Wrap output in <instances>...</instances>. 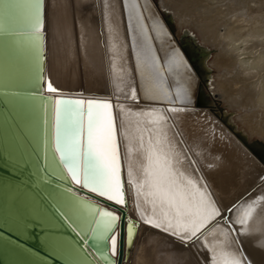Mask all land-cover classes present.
<instances>
[{
	"label": "bare ground",
	"instance_id": "obj_1",
	"mask_svg": "<svg viewBox=\"0 0 264 264\" xmlns=\"http://www.w3.org/2000/svg\"><path fill=\"white\" fill-rule=\"evenodd\" d=\"M163 5L170 17L153 0H45V91L112 104L128 214L139 223L123 264H264V164L242 141L264 148V58L249 67L230 45L234 32L245 50L264 48L255 29L264 10L242 0ZM190 32L221 48L204 49L205 81L181 48H192ZM173 50L182 64L169 63ZM206 88L217 101L204 100Z\"/></svg>",
	"mask_w": 264,
	"mask_h": 264
},
{
	"label": "water",
	"instance_id": "obj_2",
	"mask_svg": "<svg viewBox=\"0 0 264 264\" xmlns=\"http://www.w3.org/2000/svg\"><path fill=\"white\" fill-rule=\"evenodd\" d=\"M37 21L40 28L33 35ZM44 25L45 0H0V264H105L96 249L110 254V243H82L76 234L86 226L90 206L120 217L117 258L109 255L108 264H123L139 225L128 214L126 196L125 205H115L80 188L84 208H73L69 179L53 159L54 101H110L45 91ZM181 48L205 81L208 52L194 41L192 48L186 43ZM242 141L264 164L263 146ZM121 180L124 188L122 170Z\"/></svg>",
	"mask_w": 264,
	"mask_h": 264
},
{
	"label": "snow or ice",
	"instance_id": "obj_3",
	"mask_svg": "<svg viewBox=\"0 0 264 264\" xmlns=\"http://www.w3.org/2000/svg\"><path fill=\"white\" fill-rule=\"evenodd\" d=\"M39 28L37 21L33 25L32 34L35 35ZM141 31L143 34L144 30ZM150 39L144 35V42L149 51H151ZM153 60L155 61V57ZM176 61L183 63L179 52L173 50L172 60L169 63ZM162 71L157 68V75H161ZM47 91L55 93L57 89L48 83ZM182 95L187 97L186 89L177 92V99H180ZM85 103L87 104L86 109L84 108ZM111 109L112 104L106 101L88 100L85 102L82 99H56L54 101L53 159L69 179L67 195L70 197L73 208L81 210L84 208L82 198L76 191L80 188L115 205L126 204L119 168L115 122ZM171 111H176V109H171ZM88 199L84 197L83 201L87 202ZM90 207L91 212L88 215L86 226L76 234L81 238L82 243L93 240L97 243H110V254L108 250L96 249L100 253L99 258L108 264L109 255L111 257L117 255L116 222L120 220V217L113 211ZM233 208L228 211H232ZM216 214L220 215L219 211ZM192 235H196V230H193ZM85 251L87 252V249ZM93 259L98 258L93 255Z\"/></svg>",
	"mask_w": 264,
	"mask_h": 264
},
{
	"label": "rangeland",
	"instance_id": "obj_4",
	"mask_svg": "<svg viewBox=\"0 0 264 264\" xmlns=\"http://www.w3.org/2000/svg\"><path fill=\"white\" fill-rule=\"evenodd\" d=\"M226 1V0H224ZM243 3H244V9L245 10H249L251 7H254L255 4L258 2H260V9L264 10V0H242ZM257 1V2H256ZM263 1V3H262ZM153 2L155 3V6L157 9L161 10L162 12H170V10H168L167 8L164 7L163 5V0H153ZM231 6H233L232 4H230ZM252 5V6H251ZM263 7V8H262ZM166 13V15H168L169 17L171 16V14L169 13ZM165 15V14H164ZM259 23V24H258ZM258 23L255 24V29L258 31V33H262V37H264V19L260 20ZM258 24V25H257ZM263 25V26H261ZM240 25H238L237 27H239ZM172 27V31L174 33V35H176L179 39V42H181L182 40V37L184 36V33H182V35L179 36V27L177 24H175V22H173V24L171 25ZM232 38H236V35L235 33L233 32L232 33ZM189 38L192 39V41L196 42L197 44H199L203 49H209L210 51H215L216 50V53L214 52L212 55H215V54H219L220 52V49L221 48H209V46H207L206 44H204L202 41H201V34H198V33H193V32H190V35H189ZM235 38L233 39V41L230 43L231 47H233L237 53L240 54V60H242V62H244L245 65L247 66H252V67H258L256 63H258V61L261 59V58H264V48H261L260 50L259 49H256V50H245V44H241V41H236ZM195 39V40H194ZM236 43V44H235ZM235 46H234V45ZM255 51V52H254ZM251 61V62H250ZM210 85L211 81L210 80H207L206 83H205V86L207 85ZM209 89H211V87H209ZM205 96H204V100L205 101H217V97L216 95H212L210 94V92L208 91V89L206 88L205 90ZM212 96V97H211ZM215 96V97H214ZM206 97V98H205ZM211 97V98H210ZM214 97V98H213ZM215 106V105H214ZM218 107V105H216ZM215 106V107H216ZM222 112H220L221 114ZM259 140V141H258ZM255 141V140H254ZM256 141L260 142V143H264V135L262 137L257 138Z\"/></svg>",
	"mask_w": 264,
	"mask_h": 264
}]
</instances>
